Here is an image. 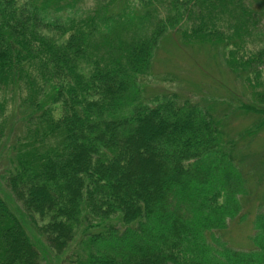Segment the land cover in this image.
Returning a JSON list of instances; mask_svg holds the SVG:
<instances>
[{"label":"trees","instance_id":"16d2710c","mask_svg":"<svg viewBox=\"0 0 264 264\" xmlns=\"http://www.w3.org/2000/svg\"><path fill=\"white\" fill-rule=\"evenodd\" d=\"M86 1L0 0V90L18 94L21 81L28 91L5 176L24 215L48 217L38 230L57 254L84 220L97 219L78 264H264V208L248 249L220 235L241 210L245 180L218 121L173 94L144 103L137 82L173 30L189 45H231L228 66L256 85L264 30L251 3ZM254 96L258 106L240 105L258 117L249 135L264 126V90ZM41 261L0 194V264Z\"/></svg>","mask_w":264,"mask_h":264},{"label":"rangeland","instance_id":"374dc122","mask_svg":"<svg viewBox=\"0 0 264 264\" xmlns=\"http://www.w3.org/2000/svg\"><path fill=\"white\" fill-rule=\"evenodd\" d=\"M248 1L257 13L258 28L264 30V0ZM90 5L91 1L87 0L82 6L87 8ZM180 35V31L170 30L155 49L149 72L138 77L141 100L153 105L157 97L173 94L178 101L188 99L196 103L218 121L217 127L224 142L222 145L233 148V155L240 159L245 180L244 191L239 196L241 210L233 219L227 220L228 227L220 235L228 245L248 249L254 233V217L264 208V126L257 133L247 134V130L254 129L258 117L252 112L245 113L240 105L244 102L259 105L254 90H264V65L260 67L257 84L250 85L241 72H233L226 62L231 45L223 49L209 43L189 45ZM256 44L261 43L245 44L237 54L247 55L256 49ZM20 82H17L18 94L17 87L15 91L11 86L0 90V194L25 224L41 252L42 264H78V255L83 254L82 241L87 233L101 229L96 225L100 222L90 217L84 220L68 248L57 254L47 246L38 230V226L46 224L48 217L36 214L34 219L27 218L5 183V176L13 168L10 146L22 127L21 100H26L28 92L24 83ZM230 140L235 142L233 146Z\"/></svg>","mask_w":264,"mask_h":264}]
</instances>
